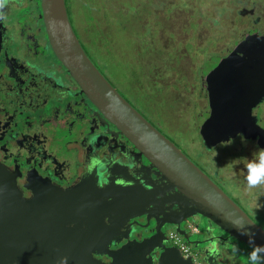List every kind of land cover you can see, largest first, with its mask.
I'll use <instances>...</instances> for the list:
<instances>
[{
  "label": "water",
  "instance_id": "obj_1",
  "mask_svg": "<svg viewBox=\"0 0 264 264\" xmlns=\"http://www.w3.org/2000/svg\"><path fill=\"white\" fill-rule=\"evenodd\" d=\"M42 18L54 54L80 93L146 159L151 171L137 169L134 162V178L139 183L146 182L149 174L164 178L190 214L180 220L177 212L171 218L168 212L153 214L149 192L129 177L127 168L118 165L117 169L104 166L110 177L103 187L96 183L100 175L95 168L67 190L47 182H38L34 189L26 185L32 192L26 198L16 175L0 163V264H61L65 257L67 264H193L191 257H185L161 233L166 224L195 245L204 264H222L232 257L222 253L224 234L250 248L249 235L241 233L254 234L255 245L264 246V229L97 68L73 29L66 1L42 0ZM248 47L252 48L247 51ZM207 82L211 112L200 127L205 147L214 148L238 135L255 139L253 126H259L252 109L264 99V37L248 35L207 76ZM120 180L132 183L121 186L124 182ZM137 187L141 190L134 191ZM136 209L145 217L141 228L149 227L142 234L154 232L150 237H133V228L125 225L127 221L136 225ZM194 215L206 221H196ZM211 225L220 231L216 233ZM191 236L197 237L193 244ZM213 245L218 248L215 254L210 251ZM104 256L110 262L103 261Z\"/></svg>",
  "mask_w": 264,
  "mask_h": 264
},
{
  "label": "flooded vegetation",
  "instance_id": "obj_2",
  "mask_svg": "<svg viewBox=\"0 0 264 264\" xmlns=\"http://www.w3.org/2000/svg\"><path fill=\"white\" fill-rule=\"evenodd\" d=\"M242 7L246 14L241 9L240 12L235 14H226L219 11L202 12L200 14L201 19H206L204 21L205 27L213 25L210 35L217 30L219 31L218 26L216 27L218 19H221L220 24L226 30L224 24L230 21L224 22V19L235 16V21H232L236 25L234 29L235 31L237 29L241 31L240 35L232 34L235 40H230L232 43L236 42V44H233L232 49L225 57L239 43L245 41L248 35L258 34L260 37H264V0H252ZM5 13L7 23L0 22V163L9 172L16 175L17 183L24 196L31 198L32 192L27 190L26 185H32L34 189L39 185L38 182H47L65 190L75 187L86 173L92 172L95 168H97V174L100 175L96 183L101 187L105 185L106 178L110 177L104 166L111 169H117V165L127 168L129 177L133 179H135V170L132 169L134 165L131 164H134V162L138 164L137 169L143 170L146 167L150 172L151 168L147 167L146 159L141 157L123 134L106 120L101 111L87 97L80 93L76 82L57 59L44 28L42 0H15L5 9ZM236 17H239L241 21L238 24ZM201 27L199 23L200 32ZM24 36L28 39H23ZM250 48L252 47H248L246 50L248 51ZM243 55L244 53H242ZM225 57L220 60V63ZM220 63L216 64L219 66ZM35 67L48 71L36 72L33 70V68L36 69ZM213 71L215 69H210L206 76L200 77L198 82L199 97L206 98L203 107H201L206 111L204 112L206 120L211 112L208 103L207 76ZM252 114L256 117L257 125L260 128L253 126V133L257 137L246 139L238 135L226 142L228 145L237 144L240 146L239 154L229 153V158L234 161L232 167L228 166L229 168L235 169L239 165L246 166V163L255 159V154L259 149H264L260 146L261 144L264 147V99L252 109ZM201 118L199 117L200 120ZM74 129H77L74 134L76 138L73 140L67 139L64 142L67 145L66 147H58V134H62V138H65L69 136L68 134L74 132ZM78 139H82L81 143ZM221 144L216 147L219 151H221ZM229 149V151L232 150L230 147ZM213 150V148L205 149L207 153H211ZM185 155L254 220L240 201L229 194L216 180L222 179L221 174L215 172L212 166L206 169L200 167L198 162L193 161L187 154ZM204 157V162L207 159L206 157L211 158L208 154H205ZM241 159H243V162H239ZM226 161L227 158L224 162ZM220 165L223 164L220 163ZM245 169L247 170L246 167ZM237 172L238 176H247L245 175L247 171L237 170ZM226 180L230 181L231 184L233 183L235 188H238L240 198H248L246 199L249 201L247 206L252 211L261 208L260 210L264 214V188H261V193L260 189L247 191L246 179L229 177ZM120 182L124 181L120 180ZM131 183L129 180L120 185H131ZM138 184H143L141 187L151 195L149 208L154 209L153 214L168 212L171 218V215H175L177 212L179 220L190 214L187 215L186 206L180 203L178 192L173 188L171 189L169 182H166L164 178L150 177L149 174L146 182L141 181ZM137 190L141 189L139 187L134 188V191ZM255 191L257 193H254ZM252 193L254 196H252ZM175 201L179 202L180 206ZM251 202H258V207L251 206ZM140 212V209L135 210V217L137 218L134 221L136 225L132 227L129 221L125 225H128L131 230L133 228V237L140 234V237H150L154 232L142 234L149 227L146 229L141 228L142 225L146 224V221L145 217H140ZM162 217L164 216L162 215ZM193 218L200 222L206 221L200 215H194ZM255 222L264 229L263 222H261V225L258 221ZM211 226L216 233L220 231L217 226ZM153 227L154 222L151 221V230H153ZM170 230H172L170 225L166 224L161 229V233L168 237ZM224 237H226V242H224L226 246L222 253L232 257H229L222 264H250L249 253H251L252 248L247 245L242 247L241 244L243 243L233 237H227L225 234ZM199 258L202 260L201 256ZM102 259L105 262H110L106 256Z\"/></svg>",
  "mask_w": 264,
  "mask_h": 264
},
{
  "label": "trees",
  "instance_id": "obj_3",
  "mask_svg": "<svg viewBox=\"0 0 264 264\" xmlns=\"http://www.w3.org/2000/svg\"><path fill=\"white\" fill-rule=\"evenodd\" d=\"M65 1L73 29L85 52L111 84L133 105L136 93H139L147 101L151 100L152 95H160L161 97L166 95V92L168 93V90L172 89V85L167 81V78H170L172 74H180L181 77L185 76L186 73L192 75L195 80V91L198 92L197 78L200 80L204 74L201 75L197 70L198 68L195 72L191 71L190 67L194 54L197 55L199 50L197 35L200 31L197 20L201 19L200 14L216 11L235 14L243 9L242 6L252 0ZM75 1L80 5L82 17L86 14L93 18L91 22L83 25V32L78 30L77 25L79 23L74 17L73 2ZM197 4L200 7L196 6ZM225 8L226 11H223ZM154 9L155 15L152 14ZM118 18L126 20L119 22L117 21ZM115 21L125 28L126 34L117 35L113 32L111 24ZM151 21L161 24L158 32L156 29L152 32L151 25H149ZM220 21L221 19H218L219 31L223 30ZM192 22L195 23L194 26L191 25ZM102 23L105 25V29ZM106 27H108L107 35ZM188 30L192 33H188ZM225 31L221 34L213 32L217 35L211 34L209 39L213 40L226 36ZM237 31L240 32L241 30L237 29ZM192 35H195L196 38L194 44L191 43L194 38ZM232 36L231 40L234 39ZM233 44L236 42H231V45H227L225 49H213L196 63V67L200 65L203 69L202 65L209 58L215 59L214 64L220 63V60L232 49ZM185 46L187 47L186 50L184 49ZM180 62H183V66H180ZM117 64H121L122 67ZM215 68L212 67V69ZM122 86L131 89L133 92L130 90L131 94H128ZM205 99L199 97V103L195 106L197 108L203 107ZM199 104L200 106H198ZM140 112L146 117V112L141 110ZM151 120L153 119L150 118Z\"/></svg>",
  "mask_w": 264,
  "mask_h": 264
},
{
  "label": "rangeland",
  "instance_id": "obj_4",
  "mask_svg": "<svg viewBox=\"0 0 264 264\" xmlns=\"http://www.w3.org/2000/svg\"><path fill=\"white\" fill-rule=\"evenodd\" d=\"M126 1V0H125ZM150 1V0H147ZM208 4V3H207ZM196 6H199L198 4ZM241 6V5H238ZM143 7V6H140ZM200 7V6H199ZM248 8V7H247ZM73 10H74V17L77 19V23H79L77 25V28L79 31H84V29H82L83 25H85L87 22H91V20L93 19L92 17L88 16L85 14V16H81L80 14V5L78 2H73ZM202 10V9H201ZM216 10H219L218 8H216ZM244 9H241V11H243ZM250 10V8H249ZM226 11V8L225 10ZM246 14V11H243ZM152 14L155 15V9L152 11ZM121 17V16H120ZM103 18V17H102ZM236 21L237 24L240 21L239 17H236ZM126 19L124 18H118L117 21H125ZM206 19L202 18L197 20L198 23L201 24V32L197 35L198 37V48L199 50L197 51V55L194 54V57L192 59V65L190 67L191 71H196V69L202 74H204L205 76L207 75L208 71L210 69H212V67L214 68L216 65L218 66V64H214V58H209L206 60V62L202 65L203 69L201 68L200 65H198L196 67V63L201 61L204 57L205 54H208L210 51H212L213 49L216 48H220V49H225L227 47V45H231V36L233 33H236L237 35H240V32H236L235 31V27L236 25H234L235 21V16H232L230 18H226L224 19V22L230 21L226 24H224V26L227 28L226 31L223 29L221 31H215L216 33L218 32L219 34L223 33L225 31L226 36H222V37H218L216 39L210 40V30L211 28H213V25H211V27H205L204 26V21ZM102 21V20H101ZM151 25V29L152 32H154V29L157 30L160 27V23L158 22H154L151 21L149 22ZM103 24V23H102ZM111 28L114 30L113 32L117 35H122V34H126L125 28L121 27L120 25L117 24V22H113L111 24ZM192 26L195 25V23H191ZM218 25H216L217 27ZM103 28L105 29V25L103 24ZM108 27H106V35L108 32ZM243 28V27H242ZM93 32V31H92ZM163 32V31H162ZM183 33V32H181ZM188 33H192L188 30ZM196 35V33H195ZM195 35H192V37H194L191 41L192 44H194L196 42V38ZM217 35V34H214ZM242 37V36H241ZM28 39L27 37H23V39ZM215 43V44H213ZM22 44V43H20ZM103 46V45H101ZM186 46L184 47V49L186 50ZM232 48V46H231ZM196 56H197V60H196ZM99 57H101L99 55ZM119 67H122L121 64H117ZM171 65V64H170ZM215 65V66H214ZM180 66H183V62H180ZM36 69L33 68L34 71H41V72H46L48 70L46 69H40L38 67H35ZM203 75V76H204ZM179 76V77H178ZM40 78V77H39ZM168 83L170 85H172V89L168 90V93L166 92V95H162V97L160 95H152L151 96V100H145L143 99V97L139 94L136 93V95L134 96L136 99L133 102L134 106L138 109L141 110L143 112H146L147 115L146 117L149 119L150 118L153 119L151 120L152 124L157 127L163 134H165L168 138H170L171 140H173L178 147L185 153L187 154L193 161L198 162L199 166L206 169L207 167H211L212 169L221 174V178L222 179H216L221 186L231 195H233V197L237 198V200L240 201V203L246 208V210L251 214V216H253L255 221H258L259 224L261 225V222L264 223V214L261 212V208H256L255 211H252L251 208H249L247 206V203L249 202L247 197L245 199H242L239 197L238 193L239 190L238 188H235L234 184L228 180H226L229 177H235V179H246V177L243 176H238L236 173L237 170L239 171H243L246 172L247 170L245 169L246 166L243 165H239L236 166L235 169L229 168L228 166L232 167V162H234L232 159L229 158V153L230 152H234L235 154H239L240 153V146L235 144H226V143H222L220 145V149L221 151H219L218 149H216V147H214L213 151L211 153H207L205 151L204 145H203V141L202 138L200 136V127L201 125L204 123V121L206 120V115H204V109H201L200 104L198 106L200 107H196L195 105H197L198 102V98H199V93L196 90V86H195V80L194 77L191 75H189V73H186L185 76L181 77L180 74H172L170 78H167ZM199 82L198 78H197V83ZM122 88L128 93L131 94L129 88H126L124 86H122ZM171 88V87H170ZM132 91V90H131ZM133 92V91H132ZM198 93V94H197ZM155 99V100H154ZM202 102V101H201ZM199 117H202L201 120L199 119ZM77 132V129H74V132L68 134V137L62 138V134H58V147H66L67 145L64 144L65 141H67V139H75L76 136H74V134ZM65 133V132H63ZM66 134V133H65ZM79 140V139H78ZM82 139L79 140V143H81ZM235 141V140H234ZM237 141V140H236ZM235 141V142H236ZM229 147L232 149L231 151H229ZM205 154L210 155L211 158L206 157L207 159L204 162L205 159ZM227 158V161L224 162ZM215 159V161H214ZM236 160V159H235ZM251 160H253L251 158ZM204 162V163H202ZM210 162V163H209ZM237 162V160H236ZM239 162H243V159H241ZM202 163V164H201ZM220 163H222L223 165H220ZM248 163H246L247 165ZM247 173V172H246ZM247 175V174H245ZM244 182V181H242ZM262 192V189L260 188V193ZM254 193H257V191H255ZM252 196H254V194L252 193ZM256 201V200H255ZM258 202H251L250 205L251 206H256ZM248 208V209H247ZM171 230L168 232L170 233ZM169 235V234H168ZM194 239H197L196 236H191L190 237V241L193 242L195 241ZM193 248V252L197 253L196 249L194 248V244L191 245ZM242 247L246 246L244 244H241ZM199 259V258H198Z\"/></svg>",
  "mask_w": 264,
  "mask_h": 264
},
{
  "label": "clouds",
  "instance_id": "obj_5",
  "mask_svg": "<svg viewBox=\"0 0 264 264\" xmlns=\"http://www.w3.org/2000/svg\"><path fill=\"white\" fill-rule=\"evenodd\" d=\"M14 2H15V0H0V22L5 23V24L7 23V15L5 13V9L8 8L9 5L14 3ZM130 104L132 105V103H130ZM132 106L135 107L134 104ZM138 111L140 112V110H138ZM246 168H247L246 190L251 191L253 189L264 188V149L258 150V152L255 154V159L253 161H250L246 165ZM171 231H175V230L172 229ZM241 234L242 235H246V234L249 235L250 243L253 245L252 251H251V253H249L250 264H264V246L255 245L254 234H248V233H244V232H242ZM184 239H185V237H184ZM210 251L213 254L217 253L218 252L217 246L213 245L212 248L210 249ZM198 258H199V256H198ZM61 264H67V257H65L62 260Z\"/></svg>",
  "mask_w": 264,
  "mask_h": 264
},
{
  "label": "built area",
  "instance_id": "obj_6",
  "mask_svg": "<svg viewBox=\"0 0 264 264\" xmlns=\"http://www.w3.org/2000/svg\"><path fill=\"white\" fill-rule=\"evenodd\" d=\"M170 244L179 248L185 257H191L193 264H203L198 255L193 252V248L186 242L184 237L180 236L177 232L171 231L168 235Z\"/></svg>",
  "mask_w": 264,
  "mask_h": 264
}]
</instances>
